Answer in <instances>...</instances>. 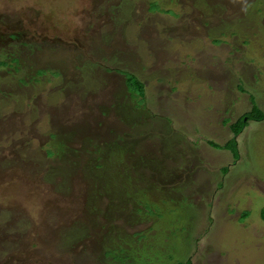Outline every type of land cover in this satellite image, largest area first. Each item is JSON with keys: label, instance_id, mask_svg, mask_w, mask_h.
<instances>
[{"label": "rangeland", "instance_id": "1", "mask_svg": "<svg viewBox=\"0 0 264 264\" xmlns=\"http://www.w3.org/2000/svg\"><path fill=\"white\" fill-rule=\"evenodd\" d=\"M1 60L0 264H264V0H0Z\"/></svg>", "mask_w": 264, "mask_h": 264}, {"label": "trees", "instance_id": "2", "mask_svg": "<svg viewBox=\"0 0 264 264\" xmlns=\"http://www.w3.org/2000/svg\"><path fill=\"white\" fill-rule=\"evenodd\" d=\"M11 61L15 62L14 64H17L19 59L18 58H13L11 59ZM9 62L7 61H3L1 60L0 61V66H7ZM131 80L134 81L135 83H133V86L134 88L137 87L138 89L135 90L136 92L139 91L140 92V95H144L145 91V87H144V84L142 82H140L136 77H133L131 76ZM134 91V90H133ZM248 114V115H247ZM245 114L244 116H242L236 123H234L232 126H231V130L232 132L234 133L235 136H239L243 131L244 129L248 126V122L250 120H253V121H257V122H260V121H264V113L261 111V109H259L256 105H254L253 109L251 112ZM245 117H247V120L244 122V119ZM235 128V130H234ZM236 144V146H238V142L236 140H231L230 142H228L226 144V149L229 147L230 144ZM239 153V152H238ZM50 154V153H49ZM94 162V165L93 167L91 168V170H94L95 168L99 169V166H102V165H99L97 161H93ZM100 170V169H99ZM115 176V174L113 175ZM113 179V178H112ZM112 182V181H111ZM142 209V208H141ZM137 210V209H136ZM138 211H142V212H145V208H143V210H138ZM136 211V212H138ZM156 216H160L161 218L164 216V213H160L159 215H156ZM110 234V232L108 233V235ZM132 236V238H131ZM129 236V240H130V248L129 250H132V251H135V243L134 242H139L140 240H142L143 238H145V236L141 237L138 236V234H133ZM138 236V238H137ZM131 238V239H130ZM136 238V239H135ZM134 241V242H133ZM120 245V244H119ZM157 247V246H156ZM155 251L154 250V246H152V249L150 250V254H145L144 258H148V257H153L155 254ZM148 252V251H147ZM149 253V252H148ZM153 253V254H152ZM109 255V252H107V256ZM139 261H143L141 258L138 259ZM147 260V259H145ZM144 262V261H143ZM180 264H191V261L188 260L186 263H180Z\"/></svg>", "mask_w": 264, "mask_h": 264}]
</instances>
